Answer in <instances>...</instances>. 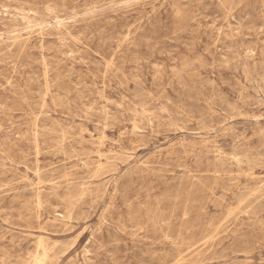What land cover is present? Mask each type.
Returning a JSON list of instances; mask_svg holds the SVG:
<instances>
[{
	"label": "rangeland",
	"instance_id": "374dc122",
	"mask_svg": "<svg viewBox=\"0 0 264 264\" xmlns=\"http://www.w3.org/2000/svg\"><path fill=\"white\" fill-rule=\"evenodd\" d=\"M0 264H264V0H0Z\"/></svg>",
	"mask_w": 264,
	"mask_h": 264
},
{
	"label": "bare ground",
	"instance_id": "6f19581e",
	"mask_svg": "<svg viewBox=\"0 0 264 264\" xmlns=\"http://www.w3.org/2000/svg\"><path fill=\"white\" fill-rule=\"evenodd\" d=\"M92 29V28H91ZM262 54V53H261ZM222 70V69H221ZM116 144V143H115ZM40 177V176H39ZM207 245V244H206Z\"/></svg>",
	"mask_w": 264,
	"mask_h": 264
}]
</instances>
